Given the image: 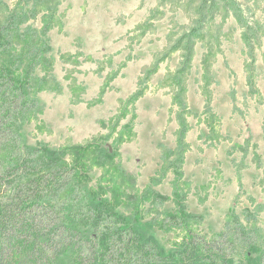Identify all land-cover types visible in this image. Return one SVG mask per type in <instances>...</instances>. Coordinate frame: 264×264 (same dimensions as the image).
Returning a JSON list of instances; mask_svg holds the SVG:
<instances>
[{"label":"trees","instance_id":"trees-1","mask_svg":"<svg viewBox=\"0 0 264 264\" xmlns=\"http://www.w3.org/2000/svg\"><path fill=\"white\" fill-rule=\"evenodd\" d=\"M9 1L0 0V264H264V234L258 221L262 206L240 215L233 208L220 232L206 234L202 231L206 216L188 210L190 184L183 173L190 149L188 119L198 116L186 101L196 46L205 50L200 62L203 113L210 124L217 120L210 107L211 68L221 53L223 27L232 17L241 28L251 68L254 43L262 31L260 24H250L253 11L248 5L255 0H161L162 5L176 3L189 15L188 28L180 26L181 31L167 35L173 38L171 44L145 69L106 135L83 146L59 148L43 142L25 144L22 128L44 111L40 93L63 90L54 75L49 45V33L61 24L57 15L61 0ZM152 17L138 28L140 35L151 27ZM176 52L179 62L165 78L178 126L176 144L172 149L159 146L161 167L139 189L136 176L123 171L118 149L134 137L136 102L160 63ZM247 85L254 92L251 77ZM128 114L130 123L121 126ZM210 131L214 135L215 130ZM109 140L110 151L105 152L100 143ZM94 169L99 175L92 186ZM169 172L172 193L164 196L155 187ZM167 203L172 206L165 209ZM141 221L174 236L172 250L139 230Z\"/></svg>","mask_w":264,"mask_h":264},{"label":"rangeland","instance_id":"rangeland-1","mask_svg":"<svg viewBox=\"0 0 264 264\" xmlns=\"http://www.w3.org/2000/svg\"><path fill=\"white\" fill-rule=\"evenodd\" d=\"M254 2L248 5L253 11L250 24H260L262 31L254 43L251 68H247L250 60L241 28L232 17L223 27L221 53L212 63L214 81L209 88L210 107L217 120L209 124L203 113L206 96L200 62L205 50L200 44L188 79L186 101L198 116L188 119L190 149L183 166L184 180L190 184L186 204L190 213L206 216L202 226L206 234L220 232L225 215L233 208L240 215L258 204L264 234V0ZM176 7L172 1L162 5L161 0H61L57 14L61 24L49 33V45L55 58L54 75L63 90L38 95L45 108L23 126L24 143L43 142L49 148L83 146L106 135L122 102L136 92L145 69L171 44L173 38L169 40L167 35L188 28L189 15ZM151 14V27L140 35L138 28ZM179 58L178 52L172 53L160 63L135 104L134 137L118 149L123 171L136 176L139 189L161 167L159 146L172 149L176 144L178 126L165 78L175 70ZM248 77L254 82V92L247 85ZM130 121L128 114L120 125ZM212 128L214 135H210ZM111 142H101L100 147L108 152ZM90 175L94 186L99 171L94 169ZM172 179L169 172L155 190L170 196ZM171 206L167 203L165 209ZM137 227L155 237L166 251L172 250L174 236L146 221Z\"/></svg>","mask_w":264,"mask_h":264}]
</instances>
